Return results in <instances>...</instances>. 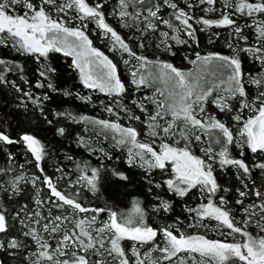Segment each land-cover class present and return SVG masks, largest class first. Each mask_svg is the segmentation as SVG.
Masks as SVG:
<instances>
[{"label":"snow or ice","instance_id":"6c2138e0","mask_svg":"<svg viewBox=\"0 0 264 264\" xmlns=\"http://www.w3.org/2000/svg\"><path fill=\"white\" fill-rule=\"evenodd\" d=\"M197 26L229 29L230 54L198 50ZM213 36L219 33L209 43ZM177 46L190 49L184 66L163 58L175 56ZM0 50L8 53L0 54V89L13 91L17 107L31 105L48 125L49 92L74 95L53 82V54L70 59L68 69L88 90L76 99L107 98L99 102L106 118L53 113L83 125L75 143L101 162L76 163L75 179L61 166L58 176L48 175L41 162L49 146L32 132L13 136L0 122V253L17 264H264V183L253 178L259 170L264 180V0H0ZM16 57L38 65L33 86L49 91L38 95L21 86L31 81ZM245 58L254 71L244 70ZM55 131L66 135V127ZM11 146L22 147L24 163ZM113 151L142 170L149 193L160 190L152 213H170L179 198L188 223L177 217L153 226L139 201L125 213L82 200L81 190L97 191ZM229 168L240 184L234 204L220 195L229 189L215 175ZM29 186L32 206L10 211Z\"/></svg>","mask_w":264,"mask_h":264},{"label":"trees","instance_id":"16d2710c","mask_svg":"<svg viewBox=\"0 0 264 264\" xmlns=\"http://www.w3.org/2000/svg\"><path fill=\"white\" fill-rule=\"evenodd\" d=\"M214 29L224 30V28ZM197 38L200 44L198 50H201L202 52H205L206 48L209 47L214 48V50L218 48V43L216 42L212 44L207 43V35H205V32H200L199 29L197 30ZM92 39L97 47L103 49L102 43L95 36H92ZM213 39L217 40V37ZM0 54L8 55L6 50H0ZM16 59L25 64V79L31 81L29 85H24L23 82L20 81L22 87H25L26 90L27 87H30L31 89L40 92L41 95L44 92L49 91L46 88L36 89L33 86L37 79L35 72L38 65L31 58L25 60L16 57ZM51 59L53 64L58 68V76L53 78V82L57 87L61 90L66 89L72 91L73 93L74 91L82 90V86L79 84L76 74L67 67L68 63H70V59L64 58L60 54H53ZM171 59L174 63H176L177 60H183L182 57L179 58L177 55L172 56ZM243 67L245 71L255 70V66L246 58ZM11 78L16 79L17 77L13 75ZM49 94L52 96V99L44 103V112L47 115V118L53 121L52 125H48L44 116H42L41 113L31 105L28 106L27 111L23 108L17 107L18 101L16 94L13 91H10L9 89H0V122H4L8 125L13 136L18 135L21 132H32L49 146V154L41 163L47 174L50 176L56 175L55 170L57 166L63 167L65 171H68L70 174L77 172L76 163L83 161H88L93 167H99L101 162L97 160L94 155H90L89 152L75 143L76 134L82 133L83 125L72 124L70 121H65L64 119L58 120L53 115L55 111H64L67 109L77 114L95 116L98 115V108L92 106L91 103H82L75 98V93L71 97H64L62 92L59 94L49 92ZM101 97L104 96L101 94H93V98L95 99L99 100ZM60 126L66 127V135L63 137L58 136L55 131L56 127ZM11 151L17 153L18 163H24L25 157L22 154L23 149L21 146H11ZM67 156H72L73 160L69 161ZM112 156L113 158L111 160L105 159L103 161L106 171L101 173L100 181L97 184V191L95 193L86 192L85 195H83L86 202L90 203L92 206H108L120 211L122 206L133 204L134 201H139L149 213L150 222L155 225L159 222H174L177 217L185 218L187 216V213L182 207L184 201L176 198L173 199L167 194V192H164V196L168 199H173L172 211L170 213H152L150 210L153 201L152 197H154V193L159 192L160 190L153 189V192L149 193L147 191L149 185L146 183L145 174L142 170L128 167L125 163L124 155L120 152L113 151ZM248 157H250L249 154H247L246 159ZM27 158H31L30 154ZM4 164L5 160L0 156V165ZM26 167L32 173L36 171L34 165H27ZM112 169H115L116 172L124 173L128 177L127 181L114 176ZM258 174L259 170H255L253 172V178L257 180L258 184H261L263 182ZM216 177L222 188L227 187V189H229L227 193H224L223 191L221 193L225 194L234 204L236 199L235 189L240 187L236 176L232 172H229V175L227 176L221 175L217 171ZM32 194L33 190L29 186L25 192L15 198L16 202L9 205V210L11 211L12 208L18 207L20 204L24 203H28L29 206H32ZM0 258L4 260V264H17L15 260L11 257H7L3 253H0Z\"/></svg>","mask_w":264,"mask_h":264},{"label":"rangeland","instance_id":"374dc122","mask_svg":"<svg viewBox=\"0 0 264 264\" xmlns=\"http://www.w3.org/2000/svg\"><path fill=\"white\" fill-rule=\"evenodd\" d=\"M198 15H203V13H198ZM208 16L209 17H212V18H215V14H212V13H209L208 14ZM110 23H114V21H109ZM199 27H201V26H197V29H199ZM212 33H219V36L217 37V40H214L213 38H215V36H213L212 37V40H213V42L212 43H218V48L216 49V50H214V48H211V47H209V48H206V50H205V52H208V51H217V52H221V53H223V54H230V50L226 47V45H225V38L226 37H228V35H229V29H227V28H224V30H216V29H214V28H212V29H210L208 32H205V35H207V43H209V37L211 36V34ZM223 35H225V36H223ZM212 43H209V44H212ZM179 49V50H178ZM178 50V51H177ZM149 51H151V50H149ZM174 51H175V55H177V56H179V58L180 57H182V59H183V57L186 55V54H188L189 53V51H190V49H188L187 48V46H177L175 49H174ZM171 57L172 56H164L163 58L164 59H167V60H170L172 63H174L173 62V60L171 59ZM175 65H177V66H184L185 65V61H184V59L183 60H177V62L176 63H174ZM247 72V71H246ZM27 90H31V91H33L34 93H36V94H38V95H41L40 94V92H38V91H36V90H34V89H31L30 87H27ZM74 93H80L81 95H87L88 94V90H85V89H83L82 88V90H78V91H74ZM102 95V94H101ZM105 99V102H107V99H106V97H101L99 100L98 99H95V98H93V102L91 103V105L92 106H95V107H97L98 108V115L101 117V118H106V114L105 113H103L102 111H101V108H100V104H99V102L101 101V100H104ZM137 111V114H139V112H138V110H136ZM96 116V115H95ZM123 122V121H122ZM81 134H83V133H81ZM95 156V155H94ZM249 156H250V154H249ZM96 157V156H95ZM27 171L31 174L32 172L27 168ZM221 175H229V172H232V173H234V175H235V171L233 170V169H227V170H225L224 172H221V171H219V170H217ZM229 171V172H228ZM59 175V173H56V175L55 176H58ZM71 175V176H70ZM69 175V177L68 178H70V179H75V177H76V175H78V173L77 172H74V173H71ZM215 175H216V173H215ZM259 175V174H258ZM236 176V175H235ZM260 177V176H259ZM261 179V178H260ZM262 182L264 183V180H262ZM60 185H62V187H66V183H65V180H61L60 181ZM227 188V187H226ZM70 191L72 190V189H69ZM86 192H88V193H93V192H89V191H86V190H81V192H80V198L82 199V200H84V201H86L85 199H84V196L83 195H85V193ZM43 194V193H42ZM193 195H195V193H193ZM220 195H225V194H223V193H220ZM34 196V191H33V194H32V197ZM226 196V195H225ZM165 197V199H168L166 196H164ZM226 198H227V196H226ZM176 199H178V200H180L179 198H176ZM229 201H231L229 198H227ZM152 203H151V208H152V205L153 204H155V203H158V201H156L153 197H152ZM193 203L195 202V201H192ZM140 203V202H139ZM183 205H184V202H183V204H182V207H183ZM92 206V205H91ZM139 206L141 207V209H143V210H145L144 209V207L141 205V203L139 204ZM237 208L239 207V206H236ZM151 208H150V210H151ZM183 209H184V207H183ZM120 212H125V213H131V212H133V204H130V205H124V206H122L121 207V209H120ZM188 215V214H187ZM187 217V216H186ZM186 217L185 218H182V217H180V219H182V220H184V223L185 224H187L188 223V220L186 219ZM165 223H173V222H165ZM213 223H215V222H213ZM158 224H163V223H161V222H159ZM157 224V225H158ZM153 226H156L155 224H153ZM188 231H193L192 229H188ZM208 235H209V238H211V239H222V237H220V236H218L216 233H214V232H209L208 233Z\"/></svg>","mask_w":264,"mask_h":264},{"label":"flooded vegetation","instance_id":"af4514ba","mask_svg":"<svg viewBox=\"0 0 264 264\" xmlns=\"http://www.w3.org/2000/svg\"><path fill=\"white\" fill-rule=\"evenodd\" d=\"M1 259V258H0Z\"/></svg>","mask_w":264,"mask_h":264}]
</instances>
